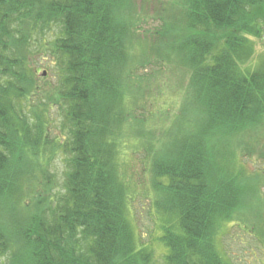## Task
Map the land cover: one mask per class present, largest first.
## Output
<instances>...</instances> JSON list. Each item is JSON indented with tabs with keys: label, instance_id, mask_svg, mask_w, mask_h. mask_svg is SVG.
Instances as JSON below:
<instances>
[{
	"label": "trees",
	"instance_id": "trees-1",
	"mask_svg": "<svg viewBox=\"0 0 264 264\" xmlns=\"http://www.w3.org/2000/svg\"><path fill=\"white\" fill-rule=\"evenodd\" d=\"M157 2L148 27L153 0H0V264H238L233 227L264 242V0ZM41 51L56 64L47 90ZM127 144L143 155L149 243L120 169Z\"/></svg>",
	"mask_w": 264,
	"mask_h": 264
},
{
	"label": "rangeland",
	"instance_id": "rangeland-1",
	"mask_svg": "<svg viewBox=\"0 0 264 264\" xmlns=\"http://www.w3.org/2000/svg\"><path fill=\"white\" fill-rule=\"evenodd\" d=\"M155 2V9L148 8L147 9V26L149 27H155L159 25V21L157 19V12L158 9L160 10L161 7L158 4V0H153ZM154 10V12L152 11ZM146 24H143L144 26ZM55 30L56 28L53 27ZM53 30L47 31V35L45 36V39H54L55 36L53 35ZM35 45V44H34ZM36 47V46H35ZM255 49L257 50V53L263 52L264 51V24L262 25L260 29V34L257 38H255ZM33 64L37 67H41V71L38 73L37 77L40 82V84L47 90V81H52L55 82L57 80L56 74H55V68L56 64L54 63V60L52 59L51 54L49 55L48 52H39L35 57ZM45 69L47 70V73H45ZM158 75V74H157ZM156 75V76H157ZM45 77V78H44ZM46 84V85H45ZM38 93L40 90L37 91ZM41 93V92H40ZM40 97V102L44 101V95L41 93L38 95ZM165 96V95H164ZM168 109V108H167ZM148 110H153V107L150 106ZM165 110V108H164ZM169 111H173V108H169ZM50 114H52V123L49 129L50 135L59 137L61 136L59 130H58V125H59V114L60 110L56 105H53L50 109ZM125 136L129 133L124 132ZM134 142V141H133ZM129 148V144L123 145L122 149L126 150ZM258 149V148H257ZM128 151V150H126ZM256 151V150H255ZM254 151V152H255ZM128 158V159H127ZM254 158V157H253ZM257 158V156H255ZM254 160V159H252ZM121 161V166L120 169L124 173V178L128 186L131 185V188H134V194L130 195L131 200H132V206H133V212L135 214V226L137 228L138 233L140 234L141 238L143 239V243H149L152 240V236H155L156 230L154 229V221L152 220L150 216V205L149 201L150 199L146 197L145 195H135L137 191L139 190V187H141V183L145 184V182L141 181L142 178V173L145 172L143 170V155L140 153V151H133L132 153L128 151L126 153V158L122 156L120 159ZM256 161L253 165L255 167H263L264 166V160H254ZM124 162V163H123ZM248 166L253 168L251 164L248 163ZM47 167V170L45 174H48L47 179H48V184L51 186L47 190L48 193H46L48 196L54 195L60 191L61 187L63 188L62 184L64 181V172H65V160H64V155L63 154H58L55 157H52L50 160V163ZM143 180V178H142ZM136 185H135V184ZM262 191L261 194L264 197V183L262 184ZM38 189H41L39 187ZM257 197H260L261 195ZM261 195V196H262ZM263 199V198H262ZM257 202H254V206L257 207ZM251 205V203L247 206ZM251 208L253 206L251 205ZM262 220L260 221L261 223H264V203L262 204ZM249 212V211H248ZM253 213L249 212L247 213V219L245 222L247 224L251 223V220L254 218L252 217ZM252 228V225L251 227ZM227 241V246L226 248H229V252L234 256V260L238 261V264H264V242H257V240L247 234L245 231L240 230L238 228L233 227L228 235V240ZM158 246L155 244V257L160 261L161 258V250L157 248Z\"/></svg>",
	"mask_w": 264,
	"mask_h": 264
}]
</instances>
